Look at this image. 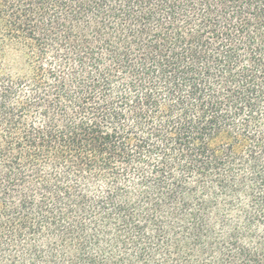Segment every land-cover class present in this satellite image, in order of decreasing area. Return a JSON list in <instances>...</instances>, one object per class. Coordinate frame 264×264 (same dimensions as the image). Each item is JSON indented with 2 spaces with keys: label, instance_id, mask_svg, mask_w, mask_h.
<instances>
[{
  "label": "trees",
  "instance_id": "trees-1",
  "mask_svg": "<svg viewBox=\"0 0 264 264\" xmlns=\"http://www.w3.org/2000/svg\"><path fill=\"white\" fill-rule=\"evenodd\" d=\"M0 264H264V0H0Z\"/></svg>",
  "mask_w": 264,
  "mask_h": 264
}]
</instances>
